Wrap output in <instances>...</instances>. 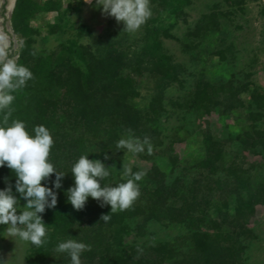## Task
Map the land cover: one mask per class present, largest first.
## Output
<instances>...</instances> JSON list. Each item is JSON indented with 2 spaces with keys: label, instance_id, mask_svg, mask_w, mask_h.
<instances>
[{
  "label": "trees",
  "instance_id": "16d2710c",
  "mask_svg": "<svg viewBox=\"0 0 264 264\" xmlns=\"http://www.w3.org/2000/svg\"><path fill=\"white\" fill-rule=\"evenodd\" d=\"M257 1L229 2L241 8L247 2ZM150 2L156 3L163 13L179 18L190 0ZM60 8L59 0H16L11 16L13 33L23 39L16 61L33 76L25 87L13 93L9 123L17 119L25 122L32 135L36 126H45L54 141L49 161L57 171L66 174L62 187L53 188L57 192L56 207L46 208L41 214L47 228V243L40 247L31 244L26 253L27 264H71L67 253L55 250L68 239L91 246L90 251L82 252V264H242L245 252L242 241L252 234L249 221L256 207L264 206V183L253 186L242 162L226 163V144L209 129L201 130L204 157L193 165L195 176L189 182L178 177L168 181L154 165L147 173L153 187L139 186V197L123 211L111 213L110 205L102 207L91 197L83 210H75L68 202L67 190L74 186L72 166L81 155L91 159L92 143L102 151H116L117 142L128 136L127 130L131 129L141 140L149 137L152 146L163 144L156 123L168 116L164 93L174 85L183 88L180 76L185 70L163 47L161 38H175L169 32L172 25L163 26L162 13L159 18L151 15L141 26L138 51L131 50V45L123 46V38L112 41L104 35L93 37L91 44L84 45L83 36L91 38L92 32L80 25L74 37L46 53H38L34 37L40 32L31 22L56 11L57 21L49 24V29L52 33L60 32L64 27ZM218 17L215 12L204 14L187 31L191 42L183 45V49H196L205 34L219 29ZM225 52L230 53L231 48L214 50L212 56L225 62ZM249 77L245 74L243 81L229 79L220 83L198 79L190 91L179 99L169 100L168 105L182 113L204 116L244 111L249 129L242 134H229L226 141L236 144L243 152L264 151V92L252 88ZM142 78L152 81L151 99L145 109L133 103L140 97ZM2 119L0 113V122ZM172 145L166 146L163 153L174 167L177 156ZM102 162L109 167L107 162ZM109 171L102 185L126 182ZM54 180L53 173L42 184L53 187ZM15 181L11 169L6 165L0 167V190L10 183L19 199ZM25 203L20 199L18 212ZM106 214L111 217L107 222L101 220ZM153 222L191 230L192 250L180 253L166 241L144 244L141 238Z\"/></svg>",
  "mask_w": 264,
  "mask_h": 264
},
{
  "label": "rangeland",
  "instance_id": "374dc122",
  "mask_svg": "<svg viewBox=\"0 0 264 264\" xmlns=\"http://www.w3.org/2000/svg\"><path fill=\"white\" fill-rule=\"evenodd\" d=\"M15 1L0 0V32L7 37L10 55L17 59L23 39L15 35L11 27ZM59 1L60 16L64 24L62 31L52 33L49 29V24L57 21L56 11L42 14L31 22V26L39 29L40 32L39 36L34 37V48L38 53H46L54 49L58 43L74 37L80 25L89 27L92 32L91 38L83 36L81 41L84 45L91 44L93 37L104 35L112 41L123 38V46L131 45V50H139L141 27L135 32L124 31L123 23H118L114 17L103 15L102 9L95 6V0ZM229 1L190 0L189 5L182 9L184 15L179 18L170 13L169 15L163 13L156 3L150 2L152 16L159 18L162 13L163 26L172 25L169 32L175 39L161 38V40L165 50L184 67L185 72L180 76L183 88L174 85L164 93L168 116L162 117L156 123L162 132L163 144L153 146L151 154H148L146 149L141 153H132L118 148L115 149L116 151L108 152L102 151L96 143L89 146L91 159L107 162L116 178L120 180L131 178L123 174V166L130 167L132 173L139 171L146 173L137 182L140 187L152 188L153 183L148 179L147 173L151 166L155 165L166 175L168 181L178 177L189 182L195 176L193 165L204 157L201 130L209 129L216 138L225 142L226 163L233 160L237 163L242 162V168L249 171L247 175L250 176L253 186L264 183V151L243 152L236 144L226 141L229 134H242L249 129L244 111L227 115L212 113L204 116L194 112L182 113L168 105L169 100L179 99L190 91L198 79H205L211 83H220L229 79L240 82L243 81L245 74H248L252 88L258 87L264 92V43L262 41L264 0L247 2L241 8ZM209 12L218 14L219 29L205 34L196 49L185 51L183 45L191 42L187 31ZM226 47L231 48L230 53L225 52L227 61L221 62L217 57L212 56L214 50H222ZM139 90L140 97L133 103L145 109L151 99L152 81L149 78H142ZM122 138H128V136L125 135ZM171 143L173 154L177 156L174 167L170 164L168 156L163 153L166 146ZM105 155L108 156L107 160ZM250 165L253 167H249ZM19 209L22 211L23 206ZM7 227V225H0V264H27L26 253L31 243L19 237L9 236L5 231ZM248 228L252 229V234L250 237H244L242 241L245 245L242 264H264V206L256 207ZM141 241L144 244L166 241L180 253L192 250L191 230L180 225L149 223Z\"/></svg>",
  "mask_w": 264,
  "mask_h": 264
},
{
  "label": "clouds",
  "instance_id": "9594fccd",
  "mask_svg": "<svg viewBox=\"0 0 264 264\" xmlns=\"http://www.w3.org/2000/svg\"><path fill=\"white\" fill-rule=\"evenodd\" d=\"M95 6L102 9V14L114 17L118 23H123L124 31H137L152 15L150 0H95ZM32 72L17 63L8 51L7 37L0 32V167L7 166L15 176V193L9 183L4 190H0V225H7L9 236L19 237L25 242L40 247L47 243V228L42 215L46 208H55L57 192L53 190L62 187L65 173L57 171L49 161L53 138L50 131L43 125L34 128V135L26 129L25 122L12 120L11 105L15 99L13 93L26 86L32 79ZM128 138L117 142L118 149L128 152L141 153L153 151L150 138L143 140L135 137L132 130H127ZM108 156L105 155V160ZM110 167L100 160H91L87 155H81L74 163L71 173L74 186L67 190L68 202L75 210H83L89 197L99 201L101 206L110 205L111 213L129 208L139 197L138 181L146 175L139 171L132 173L130 167L123 166L125 177H131L116 186L102 185L101 181L110 175ZM55 174L53 187H47L42 181H47ZM20 199L26 201L23 210L18 212ZM110 215H102L101 220L107 222ZM59 253H67L71 264H82L81 254L90 251L91 246L75 239L60 242L55 249Z\"/></svg>",
  "mask_w": 264,
  "mask_h": 264
}]
</instances>
